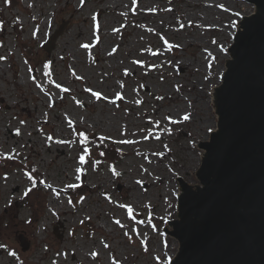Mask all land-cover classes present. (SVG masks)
I'll list each match as a JSON object with an SVG mask.
<instances>
[{"label":"rangeland","instance_id":"1","mask_svg":"<svg viewBox=\"0 0 264 264\" xmlns=\"http://www.w3.org/2000/svg\"><path fill=\"white\" fill-rule=\"evenodd\" d=\"M256 10L247 0H0V264H171L183 245L179 191L204 187L216 89ZM81 133L115 143L120 160L98 159Z\"/></svg>","mask_w":264,"mask_h":264},{"label":"water","instance_id":"2","mask_svg":"<svg viewBox=\"0 0 264 264\" xmlns=\"http://www.w3.org/2000/svg\"><path fill=\"white\" fill-rule=\"evenodd\" d=\"M247 1L257 12L243 18L230 48L217 89L218 130L204 143V187L180 198L183 245L171 264H264V0Z\"/></svg>","mask_w":264,"mask_h":264},{"label":"trees","instance_id":"3","mask_svg":"<svg viewBox=\"0 0 264 264\" xmlns=\"http://www.w3.org/2000/svg\"><path fill=\"white\" fill-rule=\"evenodd\" d=\"M86 134H89L86 132ZM84 134L86 140L82 138L84 144H91L95 148V153L98 159L102 160L103 162H109L114 164L120 160V152L116 148V144L109 141L104 140L103 138L99 137V135L95 133H91V138H88L89 135ZM42 201L38 194L33 193V202L40 203Z\"/></svg>","mask_w":264,"mask_h":264},{"label":"bare ground","instance_id":"4","mask_svg":"<svg viewBox=\"0 0 264 264\" xmlns=\"http://www.w3.org/2000/svg\"><path fill=\"white\" fill-rule=\"evenodd\" d=\"M108 1H112V3L113 4H119L120 3V1L121 0H97V4H103V3H106V2H108ZM38 20H40V18H38ZM97 31L100 33V34H103V32H104V28H103V26L102 25H100L99 23L97 24ZM43 32L42 31H40V29H39V27H36L35 28V30H34V32H33V35H41ZM83 33V31H82V29H77V31H76V35L77 36H80L81 34ZM34 39H36V37L34 36ZM64 44H65V41L63 42ZM60 54V53H59ZM98 55H100V54H98ZM100 58H102L101 56H99ZM232 60V59H231ZM230 60V61H231ZM228 65H229V63L228 64H226V67H225V70L227 71V69H228ZM225 71V72H226ZM218 89V88H217ZM216 89V93H217V90ZM215 100H216V102H217V95L215 94ZM183 188L184 189H182L181 191H179V198H184L188 193H191L190 192V187H188V185L186 184V186H185V183L183 182ZM191 221L192 222H196V218H195V216L194 215H192V217H191ZM178 254H179V251L177 252V254H176V256L175 257H177L178 256ZM175 259V258H174Z\"/></svg>","mask_w":264,"mask_h":264},{"label":"snow or ice","instance_id":"5","mask_svg":"<svg viewBox=\"0 0 264 264\" xmlns=\"http://www.w3.org/2000/svg\"><path fill=\"white\" fill-rule=\"evenodd\" d=\"M84 47H88V45H84ZM0 59H3V57H0ZM94 95L97 96V97H99L101 94H100L99 92H97V93H94ZM188 118H189V117H188L187 115H185L184 119H188ZM81 136L83 137L84 134L81 133ZM84 139L86 140V137H84ZM87 154H88V149L85 148V149H84V155H81V156L79 157L81 163H83V162L85 161V156H86ZM77 179H79V177H77ZM69 187H76V185H74V184H70ZM128 211H129V214H131V211H132L131 207L128 208ZM116 222H117L118 224L120 223V221H116ZM0 247H2V245H0ZM105 247H107V245H105ZM92 255L95 256L96 253H92Z\"/></svg>","mask_w":264,"mask_h":264}]
</instances>
